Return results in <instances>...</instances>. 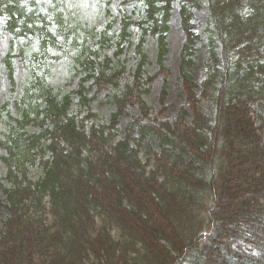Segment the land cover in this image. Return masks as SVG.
<instances>
[{
    "label": "trees",
    "instance_id": "obj_1",
    "mask_svg": "<svg viewBox=\"0 0 264 264\" xmlns=\"http://www.w3.org/2000/svg\"><path fill=\"white\" fill-rule=\"evenodd\" d=\"M24 1L36 6L42 0H0L7 31L15 39L37 40L31 53H22L27 78L15 102L19 116L10 117L9 131L0 133V149L5 150L0 161L12 183L9 188L0 184L10 212L0 233V264H264V116L258 124L252 114L253 104L264 102V0H140L145 19L124 17L116 36L94 34L99 48L114 42L117 56L130 26L143 32L135 80L114 96L111 115L117 124L128 105L137 102L141 114L129 122L137 137L130 127L118 141L116 124L108 132L96 125L86 131L88 120L97 115L85 83L93 79L99 89L119 88L124 65L100 60L71 14L30 12ZM176 1L181 2L186 34L181 67L185 89L192 104L212 89L218 110L214 125L198 114L181 142L156 126L158 120L150 118L143 100L151 83L143 81L144 38H158L157 61L165 71L167 23ZM205 7L209 57L205 79L197 84L188 73L199 40L192 11ZM54 51L75 52L73 70L84 75L76 92L64 93L49 83L52 65L60 59L51 55ZM7 67L12 80V58ZM217 84L221 94L214 91ZM73 95L76 115L69 113ZM187 116L181 113L183 120ZM28 126L40 131L28 133ZM149 133L161 146L157 167L151 170L149 161L142 163L139 157ZM163 142L172 145L170 156ZM37 164L43 173L31 182L27 174ZM252 224L255 231L245 238ZM227 234L244 249H227L228 260H222L218 253Z\"/></svg>",
    "mask_w": 264,
    "mask_h": 264
},
{
    "label": "rangeland",
    "instance_id": "obj_2",
    "mask_svg": "<svg viewBox=\"0 0 264 264\" xmlns=\"http://www.w3.org/2000/svg\"><path fill=\"white\" fill-rule=\"evenodd\" d=\"M51 7L72 10L77 23L82 25V31L87 34V44L91 45L94 50L99 52L100 60L109 58L113 61V65L116 66L118 63H121L126 69V72L120 80L119 88L111 87L99 89L96 84H94L93 80H89L85 84L86 88L89 90L88 96L92 98L91 111L97 115L96 120H88L86 131L89 132L91 126L96 125L101 126V128L105 126V131L108 132L109 129H112V125L116 124L111 120V115L116 109L114 96L121 94L126 86L133 85L132 82L135 80L139 61L137 57V49L141 42L142 31L135 25L129 28V40L124 44L123 51L118 56L115 55L116 47L113 42L99 48V44L93 35H100L104 30L108 29L110 24L111 28L108 32L109 36L116 35L121 29L124 17H129L132 21L139 22L146 18L145 9L140 0H48L47 3L39 4L40 10H45L46 12L49 11ZM180 7V1H176L172 5L170 18L167 23L169 31L166 39L167 54L165 55L163 64L165 71L160 68L157 61L159 53L158 38L152 34H147L143 42V51L147 55L143 81L151 80V83L148 85V88L150 87V92L143 96V100L150 108V118H156L158 120L156 126L160 128L162 132L173 137V139H177V142H181L183 138L185 139L187 132L188 135L190 134V129L194 126L198 114L210 119V125H214V121L217 120L216 115L218 114V110L214 108L211 99V96L213 95L212 89H210L207 96L202 100H198L197 103L193 104L190 100L188 91L185 89L186 86H184L181 67L183 65L182 50L186 42V34L183 29L184 21ZM30 9L33 8L30 7ZM207 13L208 10L206 7L192 11L193 21L191 23L196 27L195 32L197 33L199 40L195 44L194 54L192 56V60L195 64L188 68V73H190L194 78V81L198 84L202 83L205 79L207 70V66L205 65L207 64L209 57V46L205 33L208 22ZM33 42H35V40H33ZM33 42L30 45V38L25 37L19 38L15 41L12 34L7 32L5 28V20H2V23L0 24V133H7L9 131L7 125L9 117H17L15 101L19 98L22 86L27 77L24 62L18 55L21 49L32 47ZM12 48H14L13 55L16 56V58L13 59L15 67V90H13V85L9 78L6 66ZM74 53L75 52H71V54H69L70 56L57 54L58 56L56 57H60V59L54 62L50 71L49 83L56 90L63 91L64 93L76 92L79 89L80 81L84 76L82 73L75 74L73 70L70 59L73 57ZM220 85L217 84L218 88L214 90L215 93L220 91L221 94ZM164 87H167L166 94L163 92ZM77 101V96L73 95V104L70 109L71 115H76L78 109ZM181 113L188 114L185 120L182 119ZM140 114L137 102L128 105L126 115H123L120 121L115 125L117 129V132H115V135L117 134V141L124 140L130 127L132 129L130 130L133 137H137L136 127L132 126L133 124L130 126L129 122H131V119L139 117ZM252 114L255 123L259 124L260 121L258 117L264 116L263 101H256L253 104ZM83 115L84 113L79 115V118ZM138 123H140V125L144 124L141 120H139ZM27 131L31 134L38 133L40 128L29 126ZM111 131V133H113V130ZM0 139H3V134H0ZM131 145L132 147H135L136 144L135 142H131ZM159 145L160 142L156 135L152 133L146 134L145 140L139 149V157L142 163L149 161V168L152 165L153 167H157L155 159L158 157V152L161 149V146ZM163 145L166 148V154L170 156L171 151H173L172 145L169 143L164 144V142ZM0 153L4 154L5 150L0 149ZM245 153L246 152H244V155ZM47 154L49 155L50 152ZM153 167H151L150 170ZM42 173V169L39 164H37L29 169L27 174L28 179L31 182H35L39 179ZM7 175L8 169L0 161V184L9 188L12 186V183L7 180ZM8 207L9 204L6 200V196L0 190V233L4 228V222L10 217ZM256 226L257 225L252 224V226L247 227L245 233L241 229L244 233L242 236L245 235V238H247V234H249L250 231H255ZM234 228L235 227L231 229L234 230ZM227 230L229 231V229ZM228 234L230 235L231 233ZM228 234L222 241L221 248L219 249L220 253H218V256L222 257V260H225L226 258L224 252L227 254V249L230 251L244 249L240 240H236L235 237H231ZM245 249L249 250V248Z\"/></svg>",
    "mask_w": 264,
    "mask_h": 264
}]
</instances>
